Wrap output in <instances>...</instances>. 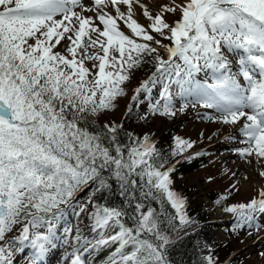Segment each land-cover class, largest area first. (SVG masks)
I'll use <instances>...</instances> for the list:
<instances>
[{
    "label": "snow or ice",
    "instance_id": "6c2138e0",
    "mask_svg": "<svg viewBox=\"0 0 264 264\" xmlns=\"http://www.w3.org/2000/svg\"><path fill=\"white\" fill-rule=\"evenodd\" d=\"M109 5L115 15L104 11ZM136 5L149 26L134 18ZM177 10L180 18L168 23L163 13ZM64 41L66 53L56 51ZM149 61L155 70L135 88L133 101L142 102L144 93L151 113L164 117L189 106L212 109L216 115L206 119L238 126L245 146L234 151L264 162V0H186L155 16L140 0H94V6L83 0H0V241L21 226L0 244V264H13L14 244L19 251L32 249L28 264H43L66 209L77 217L87 213L100 236L94 247L116 245L110 264H171L168 248L192 221L186 198L172 187L170 158L185 157L194 142L176 136L166 156L148 134H127L122 143L123 125L94 126L95 117L127 94L123 85L133 71ZM113 182L131 215L96 200ZM85 189L81 204L77 194ZM223 211L235 219L233 232L259 231L264 188ZM63 231L67 236L71 229ZM71 264L84 261L77 253ZM200 264H217L210 248Z\"/></svg>",
    "mask_w": 264,
    "mask_h": 264
},
{
    "label": "rangeland",
    "instance_id": "374dc122",
    "mask_svg": "<svg viewBox=\"0 0 264 264\" xmlns=\"http://www.w3.org/2000/svg\"><path fill=\"white\" fill-rule=\"evenodd\" d=\"M89 1L83 0L85 5L94 6V0ZM185 2L186 0H140V4L145 5L153 16L160 14L165 5L172 7ZM79 10L77 9V11ZM122 10L124 9L122 8ZM104 11L115 15L114 8L111 5L105 8ZM83 14L85 16H94V13L90 11H85ZM163 14L166 21L170 24L178 20V16H180L179 10L174 14L168 12H164ZM134 18L145 27L151 23L143 14V9L139 5L134 7ZM119 23L122 25V30L128 34L129 30L123 27L122 22ZM96 24H99L98 20ZM152 34L157 39L161 38L155 33ZM92 37L95 39L96 34L93 33ZM163 42H166V40ZM85 43H87V38L85 39ZM66 44L67 41L62 42L55 50L66 53ZM89 51L91 52L93 49H89ZM229 58L233 62L236 60L235 56H229ZM92 63V61H86V66L92 68ZM139 72L140 67L133 71L131 79L124 86L127 94L117 98L118 103L116 108L107 113L109 117L115 115L118 118L122 110H124V106L129 103L132 97V88L141 84V82L137 84ZM153 90L156 91L158 97L159 86ZM144 105L147 107L149 104L145 103L142 106ZM179 107L180 103L178 102L177 108ZM177 114L178 120L176 124L179 127L180 136L193 141L196 147L206 149L208 158H210V162L205 168L187 177V183L194 185L192 195H195L196 200L199 202H203V205L208 209V213L211 216V226L199 230L195 238V244L200 254L202 256L207 255L209 248L214 253L220 244V246L224 245L225 249L226 247H230L239 251L237 253L239 264H264V254H262L264 253V226L259 231L245 229L233 232L232 229L235 223L233 215L224 212L221 207L212 205L207 196V193L211 189H217L224 196L228 197L225 201L226 206L249 202L253 197L258 195L261 188H264V176L260 175L261 170H264V162L258 163L255 157H240L234 151L236 148L245 146L239 142L238 126L223 125L206 119L207 115H216L214 110L205 109L198 105L196 108L189 106L188 109L183 112L178 111ZM227 137H236V139H226ZM233 185H235V188H233ZM236 189L239 190L237 191ZM86 192L87 190L85 189V191L77 194L79 203L82 204L86 200ZM188 216L193 223L195 216ZM257 223L264 225V216L258 217ZM20 227L19 225L16 226L12 233L6 235L5 241H0V244L6 243L18 235ZM58 228V239L55 241V247L50 249L43 264H71L77 253L83 259L84 264H110L116 245L93 246L100 236L97 231H93V224L87 213L77 217L71 209H66L65 218L59 223ZM64 228L71 229L67 236H65L63 231ZM249 231H251L250 235L248 234ZM77 235L80 236L79 242L75 239ZM14 245L13 264H28L23 262L29 261L32 256V249L25 247L21 252L19 251V244ZM85 245H87V250H84ZM226 250L228 251V249ZM108 256H110V259L106 258Z\"/></svg>",
    "mask_w": 264,
    "mask_h": 264
},
{
    "label": "trees",
    "instance_id": "16d2710c",
    "mask_svg": "<svg viewBox=\"0 0 264 264\" xmlns=\"http://www.w3.org/2000/svg\"><path fill=\"white\" fill-rule=\"evenodd\" d=\"M178 17L180 18V16ZM166 42L163 43H169L167 40ZM160 54L166 58V54L162 48L160 49ZM154 70V62L152 61L141 65L139 76L137 77V84L148 78ZM127 83L128 82H126L125 85ZM139 85L140 84H138L136 87ZM136 87L132 88V96ZM152 98H158L155 90L152 92ZM140 100L142 102H136L130 99L129 103L124 106V110H122V113L118 118L115 117V115L110 117L107 115L108 112H111L114 109L101 113L99 116L94 118V126L103 127L105 124L123 125L118 136L122 143L127 142V134H132L139 137L148 134L151 136V139L156 142L157 148L162 150V152L167 156L174 144V137H181L179 127L176 124L178 120V114L175 117H164L158 114L153 115L150 111L149 105L147 107L146 105L142 106L145 103H150L149 99L144 93H141ZM117 103L118 102L116 100L115 108ZM129 109H131V111H129ZM145 117L147 118L145 119ZM181 138L190 140L188 138H184L183 136ZM199 152L204 153V155H195ZM189 154L192 156L191 159L186 158L189 156ZM176 161L179 162L177 163ZM170 162L175 165V171L172 173V187L176 192L186 198L187 214L195 216V220L191 225L183 228L179 232L176 242L168 248V259L171 264H200L202 255L195 244V238L199 230L211 226V216L208 213V209L203 205V202H199L196 200V196L192 195V189H194V185L187 183V177L190 174L205 168L209 164L210 158H208L206 149L203 147H196L194 144L193 148L185 152V157H176L174 159L170 158ZM207 196L209 197L212 205L221 207L222 209L226 206L225 201H223L221 204L216 203L217 200L224 196L219 190L211 189L207 193ZM96 200L107 203L109 206L122 207L128 211L130 215L132 214V208L128 205L125 198L120 195V188L115 182H113V188L111 191H106L102 196H97ZM145 203L148 202L145 201ZM152 206L159 209V205L155 202L152 203ZM166 210L168 212L174 211L168 206H166ZM125 220L129 225L132 224L130 216L125 217ZM226 249H228V251ZM226 249L224 245L220 246L219 244L215 252L212 253L217 259V264H239L237 257V253L239 251L230 247H226Z\"/></svg>",
    "mask_w": 264,
    "mask_h": 264
},
{
    "label": "bare ground",
    "instance_id": "6f19581e",
    "mask_svg": "<svg viewBox=\"0 0 264 264\" xmlns=\"http://www.w3.org/2000/svg\"><path fill=\"white\" fill-rule=\"evenodd\" d=\"M88 1H89V0H88ZM89 2H90V1H89ZM64 218H65V216L63 217V219H64ZM63 219H62L61 221H63ZM61 221H60V222H61ZM17 232H18V231H17ZM8 236H9V238H11L10 235H8ZM10 240H11V239H10ZM14 246H15V245H14ZM51 249H52V248H51ZM53 250H54V249H53ZM21 252H22V251H21ZM46 256H47V255H46ZM45 258H46V257H45ZM45 258H44V260H46ZM49 259H50V257H49ZM23 263H28V261H25V262H23Z\"/></svg>",
    "mask_w": 264,
    "mask_h": 264
}]
</instances>
